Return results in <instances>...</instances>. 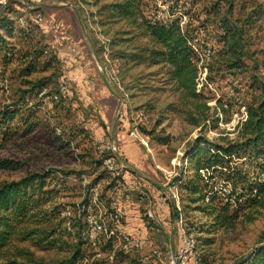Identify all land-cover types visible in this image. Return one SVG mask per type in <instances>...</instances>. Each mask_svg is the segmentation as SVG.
<instances>
[{
	"label": "rangeland",
	"instance_id": "1",
	"mask_svg": "<svg viewBox=\"0 0 264 264\" xmlns=\"http://www.w3.org/2000/svg\"><path fill=\"white\" fill-rule=\"evenodd\" d=\"M123 1L0 0V18H5L11 27L9 35L0 31L4 39L0 76L8 80L9 91L10 86L12 90L21 88L24 81L34 84L41 80L46 89L43 97L38 94L40 90L28 93L25 87L21 89L27 92L24 101L31 108V117L26 109H21L13 120L3 121L0 117V162L7 161L11 166L0 167V182H16L54 170L70 174L63 182L48 177L41 188L37 181L31 183L26 192L32 202L29 230L33 234L15 244L45 261L67 258L79 239V224L68 229L59 211L81 208L85 197V211L93 220L100 221L105 228H117L118 233L138 237L142 244L139 250L123 254L117 242L109 240L107 246L108 240L100 235L94 245L82 247L83 257L76 264H170L181 234L195 243L196 258L189 264H237L264 234V210L246 204L233 213V196L228 198L233 190L230 182L209 171H200L208 188L213 186L212 192L220 198L225 195L232 205L225 224L214 227L210 218L195 211L193 205L183 208L185 192L176 180L189 175L188 159L197 147L196 140L200 146L206 143L210 153L215 146L239 148L246 142L239 137L241 123L246 111L264 97V0H134L132 16H122L113 8ZM59 7L66 10L49 18L48 12ZM36 14L43 18L42 23L36 22ZM19 18L23 20L22 26ZM153 20H178L192 38L200 54L192 59L196 65L192 95L178 85L168 65L152 64V52L160 47L151 42L145 22ZM43 23L49 28L47 32L41 27ZM63 26L68 27L65 30ZM64 30L73 35L75 31L77 35L83 32L95 49L96 66L105 69L109 80H115H110L108 88L128 111V135L135 138L129 148H139L148 157L140 161L146 164L142 172L145 179H130L132 172L125 166V179L106 173L96 150L100 141L113 144L116 149L128 147L114 143L116 137L110 135L92 139L81 129V117L87 118L91 113H78L69 107L74 101L71 84L72 96L68 100L49 102L48 95L56 90L62 69L57 59V65L52 67L43 68L42 62L54 55L48 42ZM237 30L241 31L236 48L240 60L225 53L226 41H220L222 36L227 40ZM29 31L45 52L37 71L20 78L17 56L27 48L23 34ZM22 85L31 89L30 85ZM8 99L1 98L0 107L9 105ZM116 157L121 165L122 159ZM230 166L250 181H258L264 159L248 161L233 156ZM85 186H90L89 192ZM174 208L177 217H173ZM108 213L118 215L116 221L111 222ZM127 226L129 231L124 229Z\"/></svg>",
	"mask_w": 264,
	"mask_h": 264
},
{
	"label": "trees",
	"instance_id": "2",
	"mask_svg": "<svg viewBox=\"0 0 264 264\" xmlns=\"http://www.w3.org/2000/svg\"><path fill=\"white\" fill-rule=\"evenodd\" d=\"M123 2L122 5H116L113 8L117 9L122 16H132L135 7L134 0H124ZM145 24V29L151 42L160 47L157 52H152V64L164 63L168 65L172 76L177 79L178 85L192 95L196 77V65L192 63V59L194 56L196 57V54L190 46L193 41L192 38L180 27L178 20H170L169 22L153 20L146 21ZM10 29L11 27L7 25L6 19L1 17L0 31H5V34L9 35ZM230 31L228 29L227 33ZM240 35L241 31L237 30L231 36L227 34V40L226 36H222L220 40L223 43L226 41L225 53L232 55L236 60H240V52H237L236 49L239 44L237 39H239ZM23 37L27 48L22 54L17 56L16 66L19 70L20 78L27 77L37 71L36 66L40 62L39 60L42 58L44 51L38 41H33L32 31L27 32L26 35L23 34ZM230 40L231 42L229 43ZM3 41V36L0 34V49ZM56 59V56L50 55V57L43 59L42 67L47 68L57 65ZM235 63L233 62L232 66H235ZM22 84L30 85L31 89L29 86L26 87ZM22 84H20L21 88L17 90H12L10 86V104L0 107V117H2L3 121L5 119L13 120L20 114L21 109H26L28 116H32L31 108L27 107L28 104L24 101L25 94L41 90L44 88V82L41 80L34 84H29V82L24 81ZM23 87L27 89V92L21 90ZM27 121L26 119L24 123H27ZM239 137L245 138L246 141L241 143L239 148H220L215 146V148H212L214 151L211 153L210 150L205 148L206 143L203 144L205 146H200V141L196 140L197 147L192 150V154L188 159L190 165L189 175L187 177H178L176 180L180 190L185 192L183 201L186 203L183 208L187 209L189 205H193L195 211L201 212L210 218L214 227H222L225 224L230 217L228 212L231 210L232 205L229 200H225L227 199L225 195L220 194L223 198L225 197L224 199L216 196V192H212L213 186L208 188V184L203 176L200 175V171H209L211 175L215 174V177H222L225 181L230 182L233 190H230L228 198L230 199L233 196V213L239 212L246 204L258 206L259 209L264 210V182L256 181V179L250 181L245 174L235 171L230 166L233 156H236L237 159H248V161L264 159V97L257 106L246 111V118L241 123ZM9 164V162L3 161L0 162V167H11ZM68 175L70 174L54 170L43 175L27 176L16 182H0V264H76L83 257L82 247L92 245L85 237L87 229L86 217L88 216L85 211L88 206V199L85 197L81 202V208L73 209L69 218L63 215V209L61 211L58 210L63 219V224L67 225L68 223V229L75 228V223L79 224L77 226V237L79 239L74 244V248L67 258L59 262L56 260L45 261L43 258H37L27 249L20 248L15 244V242L20 243L25 240V237L33 234L29 230L30 213L33 208L26 192L31 183L37 181L41 188L44 180L48 177H56L63 182L64 178H66L65 176ZM209 178L212 177L210 176ZM236 185L239 187L238 191L236 190ZM89 187L85 186L86 192H89ZM208 194L211 195L207 197ZM249 194L252 197H249ZM243 197L245 199L239 202ZM177 214V210L174 208L173 217H177ZM248 221H251L250 218ZM109 244L108 240L107 246ZM237 264H264V234L255 248Z\"/></svg>",
	"mask_w": 264,
	"mask_h": 264
},
{
	"label": "crops",
	"instance_id": "3",
	"mask_svg": "<svg viewBox=\"0 0 264 264\" xmlns=\"http://www.w3.org/2000/svg\"><path fill=\"white\" fill-rule=\"evenodd\" d=\"M65 10L60 7L56 8L54 12H48L50 14L49 18L63 13ZM74 18L75 22H78L77 17L74 16ZM42 21L43 18L40 23ZM45 24H41V27L43 26L44 31L47 32L49 28ZM69 26L72 27L73 25L69 24ZM66 27L63 26L65 30ZM76 27L79 29L78 25ZM65 30L60 33V36L49 41L48 45L60 62L62 76L73 87L74 101L69 107L78 113L79 111L91 113L87 118L81 117L80 119L79 115L78 117L82 126L81 129L88 133L92 139L97 138V140H100L106 135H110L113 138L116 137V140H112L115 141L114 143L121 142L124 147H128L117 148L118 158L122 159L123 166L131 170L130 179H134L136 176L145 179L142 172L146 164L140 161L143 157L148 160V157L141 153L139 148H129L134 144L135 138H130L128 135L130 132V119L125 105L123 103L119 104V100L114 96V91L108 88L110 80L113 79L109 80L107 78L108 73L104 72L105 69L102 71L96 66L94 62L95 49H93L90 39L83 32L77 35V31H75L73 35ZM139 177L138 179H140ZM121 213L126 216V212ZM125 221H128L127 218H125ZM124 229L126 231L130 230L128 226Z\"/></svg>",
	"mask_w": 264,
	"mask_h": 264
},
{
	"label": "built area",
	"instance_id": "4",
	"mask_svg": "<svg viewBox=\"0 0 264 264\" xmlns=\"http://www.w3.org/2000/svg\"><path fill=\"white\" fill-rule=\"evenodd\" d=\"M36 22H41V16L39 14H36L34 17ZM170 20H168L169 22ZM18 23L20 26L23 25V20L18 19ZM181 27V26H180ZM182 28V27H181ZM191 48L195 52L197 56H199V52L195 45L193 43L190 44ZM206 55H208L210 52L207 50ZM200 62L202 63L201 59ZM206 71V69H204ZM9 84L8 80L4 78L3 76H0V100H9ZM46 89L42 88L38 94L39 96H45ZM72 96V91L70 87L69 81L65 77H60L58 80V84L56 87V90L53 93H50L48 95L49 102L50 103H58L65 100H68ZM10 103V102H9ZM8 105V104H3ZM2 105V106H3ZM1 106V107H2ZM113 144L104 143L103 141H100V145L98 148H96L98 152V156L101 159V164L106 171V173L114 178L121 177L122 179H125L128 176V171L126 168H123V165L119 164L117 161V149L112 146ZM120 165V166H119ZM122 173V174H121ZM257 180L259 182H264V170L258 172L257 174ZM71 212H67L66 210L63 211V215H70ZM109 217V220L111 222L116 221L118 215L108 213L106 214ZM86 223H87V229L85 237L89 241V238L94 239V241H89L94 245V242L97 240V238L101 235L103 238L107 240H114V242H117L118 248L120 252L123 254H128L132 251L139 250L141 248V240L138 237L128 235L125 233H118L117 228H105L100 221L93 220L92 217L89 215L86 217ZM68 226V223H67ZM154 255L156 257H161L160 253L154 252ZM196 253H195V243L192 238L185 234L180 235L179 239V246L175 254L170 259V264H189V262L195 260Z\"/></svg>",
	"mask_w": 264,
	"mask_h": 264
}]
</instances>
